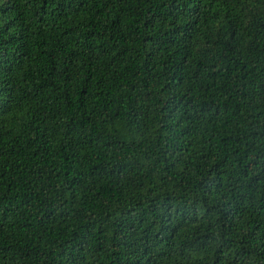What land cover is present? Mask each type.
Returning a JSON list of instances; mask_svg holds the SVG:
<instances>
[{
	"label": "trees",
	"instance_id": "1",
	"mask_svg": "<svg viewBox=\"0 0 264 264\" xmlns=\"http://www.w3.org/2000/svg\"><path fill=\"white\" fill-rule=\"evenodd\" d=\"M0 264H264V0H0Z\"/></svg>",
	"mask_w": 264,
	"mask_h": 264
}]
</instances>
